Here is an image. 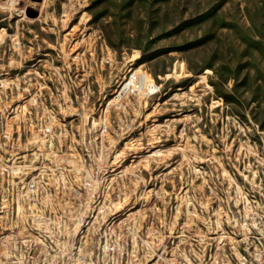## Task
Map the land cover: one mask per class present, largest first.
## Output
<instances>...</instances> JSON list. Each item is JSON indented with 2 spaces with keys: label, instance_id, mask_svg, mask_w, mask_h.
<instances>
[{
  "label": "rangeland",
  "instance_id": "rangeland-1",
  "mask_svg": "<svg viewBox=\"0 0 264 264\" xmlns=\"http://www.w3.org/2000/svg\"><path fill=\"white\" fill-rule=\"evenodd\" d=\"M0 264H264V0H0Z\"/></svg>",
  "mask_w": 264,
  "mask_h": 264
},
{
  "label": "built area",
  "instance_id": "built-area-1",
  "mask_svg": "<svg viewBox=\"0 0 264 264\" xmlns=\"http://www.w3.org/2000/svg\"><path fill=\"white\" fill-rule=\"evenodd\" d=\"M134 86V87H140V88H148L150 92H154L156 90V85L153 81H150L148 83L149 87L145 84L143 80H141L140 76H137L136 74H132L129 79L125 82V86Z\"/></svg>",
  "mask_w": 264,
  "mask_h": 264
},
{
  "label": "bare ground",
  "instance_id": "bare-ground-1",
  "mask_svg": "<svg viewBox=\"0 0 264 264\" xmlns=\"http://www.w3.org/2000/svg\"><path fill=\"white\" fill-rule=\"evenodd\" d=\"M140 78H141V80H143L145 82V84L147 85V87H149V85H148L149 82H147V81H149L148 78H147V74H144V73L141 74L140 75Z\"/></svg>",
  "mask_w": 264,
  "mask_h": 264
}]
</instances>
